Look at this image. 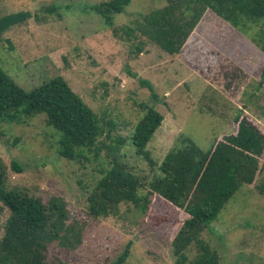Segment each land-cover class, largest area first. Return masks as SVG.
I'll use <instances>...</instances> for the list:
<instances>
[{"label":"rangeland","instance_id":"374dc122","mask_svg":"<svg viewBox=\"0 0 264 264\" xmlns=\"http://www.w3.org/2000/svg\"><path fill=\"white\" fill-rule=\"evenodd\" d=\"M104 1L0 0V15L31 14L4 34L0 67L25 92L61 76L105 132L98 139L103 146L93 148L96 151L66 145L67 150H82L75 159L59 154L60 135L47 126L43 115L19 123L0 121L6 187L25 189L44 203L58 197L66 203L69 216L84 225L79 248L71 254L50 250L49 261L57 256L67 264H107L130 243L123 264H176L170 244L187 218L185 213L153 195L144 213L122 204L116 215L92 220L87 216V196L109 167L110 146L118 138H127L146 105L163 116L146 147L156 164L184 138L208 152L236 132L239 113L264 136V85L257 87L264 54L210 10L181 53L168 55L144 40L138 54L137 41L114 35L92 10ZM164 5V0H132L115 16L114 27L131 26ZM121 153L125 154L122 162L135 175L150 179L155 173L156 168L136 156L130 143ZM12 161L20 171L11 167ZM259 166L253 184L243 186L201 234L218 253V264H264V191L260 192L264 153ZM8 215L0 204V238ZM195 253L191 246L189 261Z\"/></svg>","mask_w":264,"mask_h":264},{"label":"trees","instance_id":"16d2710c","mask_svg":"<svg viewBox=\"0 0 264 264\" xmlns=\"http://www.w3.org/2000/svg\"><path fill=\"white\" fill-rule=\"evenodd\" d=\"M131 2L107 0L94 5L92 10L114 35L121 33L128 41H137L138 54L142 52L144 40L168 55L181 53L207 10L264 54V0H164V6L142 15L133 25L114 27L115 16L124 12ZM30 17L25 11L0 15V44L8 30ZM263 85L264 66L257 87ZM38 115H43L47 126L60 135L59 154L64 157L78 159L82 155V150H67L66 145L89 151L103 146L98 140L105 134L99 119L61 76L25 92L0 67V121L19 123L23 118ZM162 121L163 116L146 105L127 138H118L110 146L113 156L109 167L101 172L87 196V216L97 220L116 215L122 204L132 205L144 213L150 198L157 195L187 215L170 244L176 264H218V253L201 234L243 186L255 181L259 159L264 153V136L239 113L235 117L236 132L225 136L208 152H203L192 139L184 138L156 164L146 147ZM127 143L136 156L147 161L152 169L156 168L150 179L135 175L122 162L125 154L121 149ZM11 167L20 171L15 161ZM6 181L7 168L0 159V204L9 212L0 238V264H67L57 256L51 261L48 257L50 250L71 254L79 248L85 237L79 218L69 216L62 199L52 196L44 203L25 189L7 188ZM191 246L196 253L189 261ZM129 251L130 243L107 264H123Z\"/></svg>","mask_w":264,"mask_h":264}]
</instances>
